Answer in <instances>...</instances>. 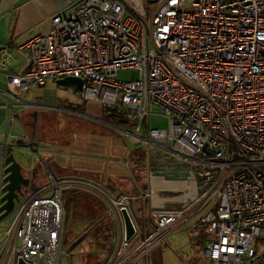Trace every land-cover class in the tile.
<instances>
[{"label":"built area","instance_id":"obj_1","mask_svg":"<svg viewBox=\"0 0 264 264\" xmlns=\"http://www.w3.org/2000/svg\"><path fill=\"white\" fill-rule=\"evenodd\" d=\"M65 5L69 13L55 15L47 33L23 45L30 51L27 68L7 74L0 106L8 107L9 125L17 119L14 106H44L12 103L9 96L17 98L48 79L80 77L84 100L125 113L127 123L110 125L130 138L126 166L141 147L151 175L186 172L197 187L194 192L186 186L162 201L154 188L140 187L142 216L134 196L114 188L110 204L119 239L102 264H134L152 248H166L168 234L185 225L205 231L207 264H264V0H65ZM131 68L138 79L117 78ZM155 107L168 118V129L151 127ZM18 132L12 143L9 131L0 143V213L12 148L26 142L42 161L43 151L53 153V160L68 156ZM45 166L47 182L29 187L5 231L0 264H63L64 257L72 264L63 253V191L74 182ZM167 200L176 205L167 207ZM127 217L134 228L130 239Z\"/></svg>","mask_w":264,"mask_h":264},{"label":"rangeland","instance_id":"obj_2","mask_svg":"<svg viewBox=\"0 0 264 264\" xmlns=\"http://www.w3.org/2000/svg\"><path fill=\"white\" fill-rule=\"evenodd\" d=\"M8 1L11 2V4L6 8L5 13L9 14V17L15 15V20L21 18V21L24 26L27 27L28 31L37 33L48 32L52 24V18L55 15H66L70 12V8L63 2L57 0H42V5L35 0H32L30 3H26L28 0H0V6ZM14 30L15 28H13V31ZM117 78L122 81L135 80L139 78V72L134 68L120 70ZM56 81V79H49L44 86L35 85L26 91H21L16 96L18 99L9 96L12 103H17L19 100H26L28 102H39L46 106L33 109H20L18 106H14L13 112L15 113L18 111L17 119L14 124L9 126L10 119L7 118L0 125V143L6 142L5 134L8 131L10 135L9 141L12 143L14 136L18 134L19 127L22 126V129L28 133L34 143L42 147L53 145L56 148H61L59 145H61L62 141L66 138L65 134L68 135L67 132L69 131L68 140L70 142L86 143L89 147H93L98 143L101 147L100 153L103 154L104 152L106 159L113 141L118 144L115 147L121 148L123 142L120 141L117 132L113 130L115 128L111 125L109 126L110 123H115L111 120V112L104 108L103 103L99 100H84L81 91H76L72 87L58 85ZM0 86L5 90L8 89L6 80L3 77H0ZM47 92L54 93L56 99L52 100V102L47 101L45 99ZM35 111L38 112V118L36 127L33 128L30 123L34 121L33 112ZM153 112L154 114L149 119L151 127L168 129V118L163 114L162 109L160 107H155ZM97 130L104 131L106 134H96L94 131ZM125 139L127 140L128 146L131 147L130 138L125 137ZM26 144L25 142L22 146H16L12 148L10 152L15 155L16 160L19 162L22 174L26 178L32 179L33 185H37V183H42L39 181L43 179L48 180L49 171L41 158H39V156L37 157L30 148L26 147ZM103 150H106V152ZM139 152L141 156L143 157L144 155L145 160L148 161V152L146 150H141ZM136 155L137 151H132L130 166L124 165L121 167L120 171L122 172V176L126 178L124 180L130 178L135 184H138V182L142 184L143 180L140 174L147 171V167L142 165L137 166L134 163L133 158H135ZM42 156L45 161H50L54 155L53 153L43 151ZM35 158L37 159L35 160ZM58 160L56 162H58ZM54 165L55 163H53V168ZM184 186L185 183L180 187L182 188ZM23 187V193L20 195V199L16 200L14 210L6 217L0 218V243L4 242L6 238L5 231L9 228L24 199V194H27L30 186ZM52 194V191H50L46 195L51 196ZM63 201L66 206V238H64L63 253L65 255L67 253L70 254L72 264H85L88 256L92 255L94 258L97 257V255L101 256L103 252L107 251V245L109 244L110 246L108 247L111 248L113 239L119 236V229L116 222L117 220L114 219L115 216L113 218L114 220L110 219L111 215L107 217L108 210L110 209L109 211L114 213V209L106 198L98 192L77 193L71 189L65 188L63 191ZM134 203L136 207H138V205L141 206L140 200L135 199ZM213 203L214 201H212L210 205ZM214 210H216V208H214ZM105 219L107 224L105 234L108 236L104 235L99 228L97 230L92 224L94 221L103 222ZM86 227L89 228L83 231ZM188 232L198 233L199 230L182 228L175 231L173 235H177L176 238H179L181 242L187 239L189 247L185 249L186 251L184 250L185 253L192 252L201 257V244L195 243L190 245L189 240L191 235L189 236ZM137 242L138 241L135 242L131 250L139 243ZM20 244L21 242L19 241L18 245ZM67 263L68 260L64 257L63 264Z\"/></svg>","mask_w":264,"mask_h":264},{"label":"crops","instance_id":"obj_3","mask_svg":"<svg viewBox=\"0 0 264 264\" xmlns=\"http://www.w3.org/2000/svg\"><path fill=\"white\" fill-rule=\"evenodd\" d=\"M31 1L32 0H28L26 3H30ZM35 1H38L40 5L43 4L42 0H35ZM57 1H61L65 4V0H57ZM9 4H11V2L8 1L4 5L0 6V61L4 62V60H6L5 63H3L2 68L0 69V77L5 78L7 87H8L7 74H17L27 68L28 55L30 54V51L29 49L24 48L23 45H25L33 36L39 33H47V32L37 33L34 31H28L27 27L24 26L23 22L21 21V18H17L15 20V15L9 17V14L5 13L6 8L9 6ZM50 26H52V24ZM13 28H15L14 31ZM50 28L48 29V31L50 30ZM48 80L45 82L44 85H46ZM0 89L3 88H1L0 86ZM45 99L47 101L52 102V100H55L56 97L54 93L47 92ZM22 101H26V100H22ZM34 103H39V102H34ZM19 129H22V126H20ZM113 130L117 132L120 141H122L123 143L121 142L122 147L119 148V147H115L118 144L117 142L113 141L114 144L112 143V147L109 149V154H108L109 157L107 156V159H106V155H104V152L103 154L100 153L101 147L98 145V143H96V145L93 147H89L86 143L77 142L78 143L77 144L70 142L68 140L69 138L68 136L69 131H68L67 132L68 135L65 134L66 138L62 141L61 145H59V147L61 148H56L53 145H49L53 150L63 151L67 153L68 156L58 157V159L61 158L59 160L58 159L53 160L54 159L53 156L50 159V161H45L42 156L43 162L44 164L49 163L50 168L56 175L67 176L74 182V185L67 189H71L77 193L98 192L109 202L114 188H121L126 192H128L130 195L134 196V200L137 199L140 201H141L140 187L145 189H149V187H152L156 189L157 201L168 199L169 197L174 196V194L177 191L180 192L181 194L182 193L181 191L184 188H186V186H189L191 190L197 192L196 185H193L194 183L190 184L191 178H171L168 177L167 175H151L150 170L148 168V162L145 160L144 155L142 157L141 153L139 152L141 150L143 151L145 150L141 147H137L134 149V151H137V155L135 158H133V161L137 166L142 165L144 167H147V171H144L143 173L140 174L144 185L143 183L141 184L140 182H138V184L137 183L135 184V182L130 178L124 180L126 178L122 176L121 174L122 172L120 171L121 167L125 165L122 162V159L128 154L127 152L130 151L131 147L128 146L127 140L125 139V136L121 132H119L116 129ZM94 132L100 135L106 134L104 131L97 130ZM103 151L106 152V150ZM45 152H50V151H45ZM36 159L37 158H35V160ZM57 160L58 162H56ZM53 163H55L54 168H53ZM59 169L61 170V172ZM44 181L47 182V179H43L42 181H39L42 182L40 184L37 183V185H33V181L31 179L30 187L32 188L38 187L44 184L45 183ZM183 183H185V186L181 188L180 186ZM183 198L186 197H182V199ZM134 200H133L134 209L139 216H142V213L144 211L143 203L141 201V206L138 205V207H136ZM165 205L167 207H171L176 205V202H171L167 200ZM109 210L107 217L111 215L110 216L111 220L114 219L117 220L116 222L119 229V221L117 217L113 212ZM145 211H147V214H149V206L147 209H145ZM105 221L106 219L103 222L94 221L92 223L93 226H95L97 230L99 228V230H101L104 235H106L105 230L107 229V224ZM88 228L89 227H86L83 231H86ZM151 228H152L151 224H148L147 231L148 232L151 231ZM182 228H186L190 230L191 229L199 230L198 233L188 232V235L189 236L191 235L189 240L190 245L195 243L201 244V248H200L202 253L201 257L198 254L195 253L193 254L192 252L191 253L184 252V250L189 247V243L187 239L184 242L183 241L181 242L179 238H176L177 235H173L175 231L180 230ZM177 230H174L168 234L166 248H164L163 246H156L151 249V251L147 256H143L137 259V261L134 264H207L206 262L207 259L204 256V252H203L204 244L207 239V235L205 231L200 228L191 227V225H185ZM64 238H66L65 227H64L63 243H64ZM118 239L119 236L118 238L113 239L111 248L108 247L110 246V244L107 245V251H105L106 254L105 252H103L101 256L97 255V257L95 258L92 255L88 256L85 264H102L103 262H105L112 255L113 251L117 247Z\"/></svg>","mask_w":264,"mask_h":264},{"label":"water","instance_id":"obj_4","mask_svg":"<svg viewBox=\"0 0 264 264\" xmlns=\"http://www.w3.org/2000/svg\"><path fill=\"white\" fill-rule=\"evenodd\" d=\"M57 84L61 86L72 87L76 91H81L83 87V79L75 76H67L64 78L57 79ZM5 103V98L0 94V104ZM8 116V107L0 106V125L7 119ZM34 121L30 123V125L35 128L38 112H33ZM7 167L6 172L7 176L5 177V181L7 182L4 190L6 193L3 195L2 200L5 202L1 206V215L0 218H4L9 215L14 207L16 200L20 199V195L23 193V186H30V179L26 178L22 174V169L19 162L16 160L15 155L10 152L6 159ZM171 178H185L186 172H179L177 174H166ZM190 177L194 178L193 172H191ZM127 230H128V239H130L134 235V228L131 220L127 217L126 219ZM20 264H26L24 261H20Z\"/></svg>","mask_w":264,"mask_h":264},{"label":"trees","instance_id":"obj_5","mask_svg":"<svg viewBox=\"0 0 264 264\" xmlns=\"http://www.w3.org/2000/svg\"><path fill=\"white\" fill-rule=\"evenodd\" d=\"M112 111H114V112H112ZM109 112H111L110 113L111 114L110 116L112 117L111 120L114 123L120 124V123H127L128 122L124 112H120L118 110H111Z\"/></svg>","mask_w":264,"mask_h":264},{"label":"bare ground","instance_id":"obj_6","mask_svg":"<svg viewBox=\"0 0 264 264\" xmlns=\"http://www.w3.org/2000/svg\"><path fill=\"white\" fill-rule=\"evenodd\" d=\"M157 190L155 189V192H156Z\"/></svg>","mask_w":264,"mask_h":264},{"label":"flooded vegetation","instance_id":"obj_7","mask_svg":"<svg viewBox=\"0 0 264 264\" xmlns=\"http://www.w3.org/2000/svg\"><path fill=\"white\" fill-rule=\"evenodd\" d=\"M24 188V187H23Z\"/></svg>","mask_w":264,"mask_h":264}]
</instances>
